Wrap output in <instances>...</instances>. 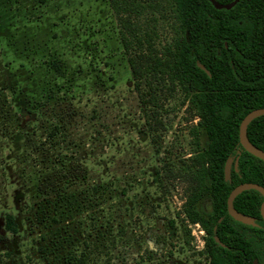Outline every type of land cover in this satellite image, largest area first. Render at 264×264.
I'll return each mask as SVG.
<instances>
[{
  "label": "rangeland",
  "instance_id": "obj_1",
  "mask_svg": "<svg viewBox=\"0 0 264 264\" xmlns=\"http://www.w3.org/2000/svg\"><path fill=\"white\" fill-rule=\"evenodd\" d=\"M173 7L0 0V264H209L185 212L207 147L200 118L168 73L134 78L129 64L162 56ZM127 17L140 36L128 51Z\"/></svg>",
  "mask_w": 264,
  "mask_h": 264
},
{
  "label": "trees",
  "instance_id": "obj_2",
  "mask_svg": "<svg viewBox=\"0 0 264 264\" xmlns=\"http://www.w3.org/2000/svg\"><path fill=\"white\" fill-rule=\"evenodd\" d=\"M170 1L175 20L172 42L160 57L155 55L146 61L141 60L142 56L131 58L133 77L145 71L168 73L189 94L200 118L207 147L200 153L198 189L189 197L185 212L206 231L209 264H252L254 259L264 264V220L260 215L264 196L256 190H245L233 201L235 209L253 217L257 226L234 220L226 208L227 197L236 185L251 182L264 188V161L245 151L238 138L242 118L249 111L264 107V0H239L229 9H216L209 0ZM216 1L227 4L232 0ZM125 21L126 31L121 35L128 51L134 39L140 41V36L130 18ZM134 86L139 89L137 82ZM197 132L194 131L195 136ZM247 137L264 150V115L248 124ZM237 156V170L232 166L230 180L226 181V160ZM45 191L43 188L42 193ZM50 196L62 195L56 191ZM203 196L207 207L196 209ZM53 206H57V200ZM37 214L38 220H44ZM52 215V220L57 221L59 216ZM5 228L17 232L10 213L5 215ZM215 236L225 246L216 242Z\"/></svg>",
  "mask_w": 264,
  "mask_h": 264
},
{
  "label": "water",
  "instance_id": "obj_3",
  "mask_svg": "<svg viewBox=\"0 0 264 264\" xmlns=\"http://www.w3.org/2000/svg\"><path fill=\"white\" fill-rule=\"evenodd\" d=\"M209 1L216 9H229L233 7L239 0H232L231 2L227 4L219 3L216 0H209ZM200 67L202 66L200 65ZM262 115H264V107L256 108V109L249 111L239 123L238 138H239V144L242 146V148L245 151H247L253 156L264 161V150L252 144L247 137L248 124L253 119L259 116H262ZM237 153L239 154L240 151H238ZM237 162H238V156L235 158V160H233V157L227 158L226 163L224 165V179L226 181L230 180V173H231L232 166H234L235 170H237ZM245 190H256L264 196V188L261 185L257 183H251V182L240 183L236 185L235 187H233V189H231L227 197V200H226L227 213L229 216H231L234 220L238 222H241L245 225L257 226V223L253 217L246 215L242 212H239L234 207L233 201L235 197ZM260 215H261V218L264 220V201H262L260 205ZM214 239L221 246H225L223 243L219 242V239L217 236H215ZM252 264H258L257 259H254Z\"/></svg>",
  "mask_w": 264,
  "mask_h": 264
},
{
  "label": "built area",
  "instance_id": "obj_4",
  "mask_svg": "<svg viewBox=\"0 0 264 264\" xmlns=\"http://www.w3.org/2000/svg\"><path fill=\"white\" fill-rule=\"evenodd\" d=\"M195 225H196V227L198 228L199 233H200V234H203L204 231H203L202 228H200L199 224H198V223H195Z\"/></svg>",
  "mask_w": 264,
  "mask_h": 264
}]
</instances>
